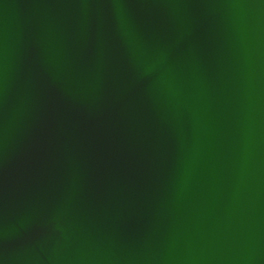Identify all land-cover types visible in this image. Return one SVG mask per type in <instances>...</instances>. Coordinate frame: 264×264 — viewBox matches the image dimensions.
<instances>
[{
    "label": "water",
    "instance_id": "1",
    "mask_svg": "<svg viewBox=\"0 0 264 264\" xmlns=\"http://www.w3.org/2000/svg\"><path fill=\"white\" fill-rule=\"evenodd\" d=\"M0 264H264V0H0Z\"/></svg>",
    "mask_w": 264,
    "mask_h": 264
}]
</instances>
